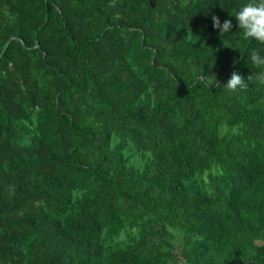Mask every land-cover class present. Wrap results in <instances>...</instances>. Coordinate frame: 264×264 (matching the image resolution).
Masks as SVG:
<instances>
[{
    "label": "trees",
    "instance_id": "obj_1",
    "mask_svg": "<svg viewBox=\"0 0 264 264\" xmlns=\"http://www.w3.org/2000/svg\"><path fill=\"white\" fill-rule=\"evenodd\" d=\"M249 2L0 0V264H264Z\"/></svg>",
    "mask_w": 264,
    "mask_h": 264
},
{
    "label": "clouds",
    "instance_id": "obj_2",
    "mask_svg": "<svg viewBox=\"0 0 264 264\" xmlns=\"http://www.w3.org/2000/svg\"><path fill=\"white\" fill-rule=\"evenodd\" d=\"M234 16L239 29L242 30L243 39H254L264 44V0H250L249 3L241 6ZM212 21L213 28L219 29L220 35L229 33L232 28L231 20L226 19L221 24L219 18L213 15ZM250 59L255 67L264 69V56H261L258 51H253ZM253 80L264 85V70L258 72L255 77L252 74L249 75L247 79L233 71L225 86L228 90L235 92L238 89H247L246 81Z\"/></svg>",
    "mask_w": 264,
    "mask_h": 264
},
{
    "label": "rangeland",
    "instance_id": "obj_3",
    "mask_svg": "<svg viewBox=\"0 0 264 264\" xmlns=\"http://www.w3.org/2000/svg\"><path fill=\"white\" fill-rule=\"evenodd\" d=\"M134 160H136V158L134 157Z\"/></svg>",
    "mask_w": 264,
    "mask_h": 264
}]
</instances>
